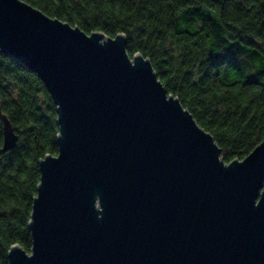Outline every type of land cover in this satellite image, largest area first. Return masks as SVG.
Wrapping results in <instances>:
<instances>
[{
  "label": "water",
  "instance_id": "95a60500",
  "mask_svg": "<svg viewBox=\"0 0 264 264\" xmlns=\"http://www.w3.org/2000/svg\"><path fill=\"white\" fill-rule=\"evenodd\" d=\"M0 52L44 83L57 154L39 161L30 252L8 264H264V139L226 163L149 59L0 0ZM18 136L2 114V152Z\"/></svg>",
  "mask_w": 264,
  "mask_h": 264
},
{
  "label": "trees",
  "instance_id": "16d2710c",
  "mask_svg": "<svg viewBox=\"0 0 264 264\" xmlns=\"http://www.w3.org/2000/svg\"><path fill=\"white\" fill-rule=\"evenodd\" d=\"M86 33L123 34L228 163L264 139V0H23ZM2 114L18 136L2 152ZM56 105L37 75L0 52V264L28 229L39 161L57 154Z\"/></svg>",
  "mask_w": 264,
  "mask_h": 264
}]
</instances>
